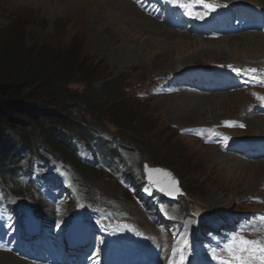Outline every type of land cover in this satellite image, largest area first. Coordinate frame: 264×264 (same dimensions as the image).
<instances>
[{"label": "rangeland", "instance_id": "374dc122", "mask_svg": "<svg viewBox=\"0 0 264 264\" xmlns=\"http://www.w3.org/2000/svg\"><path fill=\"white\" fill-rule=\"evenodd\" d=\"M117 1L119 0H0V32L19 20L17 34L20 38L23 36L28 46L36 42H80L84 56L89 61L83 71L95 75L93 84L97 89L100 88L101 79L124 76L121 106L134 114L135 130L145 132L137 140L139 145H136L133 136L119 133L112 121L105 118L99 134L112 146L111 150L118 149L123 159L118 165L124 175H115L118 174V169L114 168V163L110 166L112 171L106 166L97 165H90V171H86L83 168L88 166L82 164L76 154L75 159L71 160L62 158L64 151L54 150L53 153L41 150L47 161L40 157L31 160L30 157L27 160L22 158V163L28 164L30 161L31 170L25 174L20 171L11 181L0 178V201L10 200L19 211H23L25 219L30 222L29 227L35 226L42 231L49 227L51 231L55 228L63 231V228L55 225L53 217H56L60 223H69L71 229L81 228V235L94 230V236L98 235L96 238L101 235L110 237L109 245H113L114 249L109 245L101 249L97 244L91 249L93 243L88 242L85 245L90 244L88 251L81 258L78 255L72 258H79L76 264H113L118 240L140 236V233L149 234L152 240V237L155 238L154 228L162 237L161 247L171 258L175 256L178 247L184 246L185 251L191 247L197 249L200 255L205 253V256L201 255L202 258L206 262L210 261L215 259L214 255H221L229 238L237 233L248 239L264 241V159L259 164L258 161L245 160L235 155L239 152L244 157H264V151L259 153L256 150H244L235 151V154L230 151L231 147H239L235 145L238 142L239 145L246 143L248 146L264 143V104L253 100L251 96L254 93L263 99V86L256 83V87L244 92L241 86L243 82L236 77L225 90H215L230 74L249 76L247 73L253 72L259 76V73H264V65L230 64L240 58L246 60L255 56L243 51H230L221 61H214L204 58L201 49L194 43L173 49V40L165 41V37L160 34L154 35L156 40L151 49L144 52L140 49L139 39L134 40L116 18L110 16L112 14L107 15L105 12L108 6H114L111 2L118 6L133 5L132 8L163 23L168 31L184 35L183 39L197 43L202 38L211 41L209 44H214L222 37L244 35L233 32L235 18L218 22L216 32L220 37L217 39L204 34L194 19H204L201 12L209 15L210 10L205 4L216 5V11H232L238 4L225 0ZM238 3L264 10V0H240ZM171 10L172 13L167 15ZM146 43L149 44V41ZM164 45L171 50L168 56L153 54ZM177 63L188 65L183 67V73H176ZM220 63L224 66L223 69L211 68L213 64ZM229 65L249 68L237 71L228 68ZM253 69L259 73L252 71ZM199 72L203 73L206 80L216 76L217 81L206 86ZM75 78L78 80L69 86V91L72 96H79L74 93H80L83 84L78 77ZM182 81L186 82L182 84ZM186 84H190L189 88L192 90L199 88L211 95H200L206 96L210 102L206 110L198 112L186 108ZM261 92L263 95H260ZM234 93L237 94L231 98L230 95ZM211 99L221 103L211 105ZM248 106L251 110H248ZM70 114L73 124L90 120L86 113L75 109ZM248 120H253L254 125ZM240 124L244 126L240 127ZM72 132L75 135L73 141L80 148V155L87 160L91 150L83 143L77 130ZM91 145L95 144L89 146ZM100 161L103 163L101 158ZM236 162L240 168H234L238 166ZM145 164L149 168L169 169L173 179L178 182V189L185 195L179 196L176 203L157 201V205H152L153 201L149 199L148 193L136 184V179L145 180ZM47 165L50 167L46 168ZM125 169H129L127 173ZM47 171L56 176L52 184L42 180ZM37 174L41 179L36 178ZM100 206H103V210ZM36 214L41 219V224L32 223L31 217H28L32 215L33 218ZM196 214L202 220L208 219V224L204 227L208 235L205 243L200 239L201 219L198 221ZM165 217L175 220V225L167 223ZM218 217L226 218L219 221ZM239 217L248 220L238 224L234 232L222 234L219 230L212 233L215 224L237 220ZM2 234L7 235L5 232ZM60 238L64 239V236ZM8 244L10 253H7L5 241L0 239V264H34V261L21 259L22 256L12 250V242ZM213 247L214 253L209 254L208 251ZM119 248L124 249L127 257L130 255L129 248L123 242L119 244ZM44 252L37 255L45 257ZM147 256L149 260L153 258L149 253ZM64 262L67 260L64 259ZM157 264H167V261L160 260Z\"/></svg>", "mask_w": 264, "mask_h": 264}, {"label": "trees", "instance_id": "16d2710c", "mask_svg": "<svg viewBox=\"0 0 264 264\" xmlns=\"http://www.w3.org/2000/svg\"><path fill=\"white\" fill-rule=\"evenodd\" d=\"M18 21L0 32V178L11 181L20 171L26 173L31 163H22V158L47 161L41 150L64 151L62 158L74 160V129L84 142L98 146L103 162L110 165L117 157L121 163L118 149L111 150L99 132L108 118L119 133L133 136L136 145L145 133L135 130L134 114L121 106L124 76L101 79L100 88H95V75L83 71L89 61L80 42L28 46L17 34ZM75 77L83 84L81 92L74 93L79 96L69 91ZM73 109L86 113L90 120L73 124ZM89 167L83 169L90 171Z\"/></svg>", "mask_w": 264, "mask_h": 264}, {"label": "bare ground", "instance_id": "6f19581e", "mask_svg": "<svg viewBox=\"0 0 264 264\" xmlns=\"http://www.w3.org/2000/svg\"><path fill=\"white\" fill-rule=\"evenodd\" d=\"M119 1H117V2H119ZM123 1L124 0H122V2ZM225 1L235 2V3L240 2V0H225ZM223 2H224V0H223ZM111 4L114 6H108L110 8V10H108L109 8L107 10H105L106 14L107 15L112 14L110 16L115 17L117 22L123 27V29L126 30L128 34L132 35L134 40L139 39L138 43L140 44V47H141L140 49L143 50L144 52L151 49L152 43H154V40H156L154 35L160 34L161 36L165 37V41L173 40V41H171L173 46H174V48L172 47L173 49H176V47L180 48L181 45L185 46L187 44L186 46H188V45H191L192 43H194L198 46L197 47L198 49L199 48L201 49V55L204 58L212 59L214 61H216V60L219 61L221 58L226 57L227 53L230 51H233V50L243 51V53H245L247 55L253 54L255 56L248 58L246 60H245V58H240L239 60H241V62H238L239 60L231 61L230 64H232V65H252V66L264 65V34L260 33L259 31H253V30L252 31L251 30L246 31L247 33L243 32L244 35H241L239 37L238 36L237 37L236 36L235 37H228V36L222 37L221 39H218L217 43H214V44H209V42H211V41L208 42L207 40H204L202 38H199V39H201V41L198 40L196 43L193 40L188 41V39H183V37H185V36L180 34V33H173V32L168 31L167 27L163 23H160L157 20L155 21L154 19H152L151 17H149L148 15H146L145 13H143L142 11H140L137 8H132V7H134L133 5H132V7L131 6L126 7V5L125 6H121V5L118 6L115 2H111ZM201 20H203V19H201ZM253 29L259 30L257 27H254ZM164 34L167 35V37H169L171 39L167 38ZM134 37H136V38H134ZM146 41H149V44L146 43ZM214 42H215V40H214ZM189 43H191V44H189ZM170 53H171V50L164 45L159 49L158 52H155L153 54L168 56ZM247 60H250V61H247ZM175 62H177V61H175ZM253 62H256V63H253ZM184 65L185 66H183V64L177 63L175 65V67H177L175 69L176 73H180V72L183 73L184 72L183 69H185L183 67L188 66L187 64H184ZM256 72H258V71L256 70ZM250 90H252V89H244V92H249ZM206 93H208V92L198 93L195 90L188 89L187 92L185 93V95L187 97V100L185 101L186 108H188L189 110L198 111V112L206 110L210 106L209 105L210 102L208 101V99H206L207 98L206 96H200L202 94L209 95ZM235 94H237V93L230 95L231 98H233V96H235ZM209 96H211V95H209ZM230 96H228V97H230ZM233 100H237V99H233ZM233 100H231V101H233ZM211 101H212L211 105L215 104V103H216V105H219V103H221L219 100H218L219 101L218 102L216 99H211ZM246 101H247V99H246ZM227 102H230V101L227 100ZM223 108H225V107H223ZM248 110H251L250 106H248ZM248 121H249V123H251V124L253 123V125H254L253 120H248ZM263 138H262V140H263ZM241 144H243V143H241ZM255 144H258V143H255ZM261 148L264 149V143H262ZM238 162L240 163L242 161H238ZM258 163L262 164V161H258ZM237 165H238V163H237ZM234 168L235 169L240 168V166L238 165V166H235ZM56 205H59V203ZM56 205H53V206H56ZM6 256H8V255H6ZM179 260L182 261L181 258Z\"/></svg>", "mask_w": 264, "mask_h": 264}, {"label": "snow or ice", "instance_id": "6c2138e0", "mask_svg": "<svg viewBox=\"0 0 264 264\" xmlns=\"http://www.w3.org/2000/svg\"><path fill=\"white\" fill-rule=\"evenodd\" d=\"M205 7L210 11L216 9V5L211 3L205 4ZM252 71L256 70L253 69ZM243 126L240 125V127ZM152 171L160 172L162 170L154 169ZM161 191H165V189L161 188ZM169 194L172 193L169 192ZM214 258L219 260L220 264H257V262L258 264H264V241L248 239L237 233L229 238L228 243L222 249L221 255H214Z\"/></svg>", "mask_w": 264, "mask_h": 264}, {"label": "water", "instance_id": "95a60500", "mask_svg": "<svg viewBox=\"0 0 264 264\" xmlns=\"http://www.w3.org/2000/svg\"><path fill=\"white\" fill-rule=\"evenodd\" d=\"M144 168L146 173L145 181L149 183L152 187H154L164 197L177 199L179 196L185 195V193H183L180 189H178L177 186L178 182L175 179H173L172 172L169 169L162 167L149 168L147 164L144 165ZM154 169H160L162 171L154 172L152 171ZM161 173L164 175L162 176ZM161 188H164L165 191H161ZM169 192H171L172 194L170 195Z\"/></svg>", "mask_w": 264, "mask_h": 264}]
</instances>
